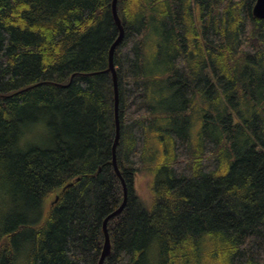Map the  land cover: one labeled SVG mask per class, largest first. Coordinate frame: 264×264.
<instances>
[{"label": "trees", "instance_id": "obj_1", "mask_svg": "<svg viewBox=\"0 0 264 264\" xmlns=\"http://www.w3.org/2000/svg\"><path fill=\"white\" fill-rule=\"evenodd\" d=\"M112 2L0 0V264H99L103 222L124 199L113 165ZM255 3L118 1L117 161L128 202L108 222L104 264H264ZM151 29L158 75L146 69ZM147 165L151 209L135 188Z\"/></svg>", "mask_w": 264, "mask_h": 264}, {"label": "water", "instance_id": "obj_2", "mask_svg": "<svg viewBox=\"0 0 264 264\" xmlns=\"http://www.w3.org/2000/svg\"><path fill=\"white\" fill-rule=\"evenodd\" d=\"M118 1L119 0H113L112 2V11L113 16L116 21V24L119 27V35L113 42L110 50H109V66L108 71L112 73L113 76V82H114V93H115V122H116V136L115 141L113 143V165L115 168L116 173L121 178L123 185H124V199L123 202L120 204V206L111 212L104 220L103 222V232L105 234V242L103 251L101 254V258L99 261V264H104L105 259L110 255L112 251V244L110 240L109 230H108V222L111 218L114 216L120 215L123 210L125 209L127 202H128V188L125 182L124 177L122 176V172L118 166L117 161V147L120 142V134H121V123H120V115H119V83H118V72H117V66L114 61V55L117 46L121 43L125 36V28L122 23V19L118 12ZM254 15L258 18H264V0H256V3L254 5L253 9Z\"/></svg>", "mask_w": 264, "mask_h": 264}, {"label": "rangeland", "instance_id": "obj_3", "mask_svg": "<svg viewBox=\"0 0 264 264\" xmlns=\"http://www.w3.org/2000/svg\"><path fill=\"white\" fill-rule=\"evenodd\" d=\"M149 39L148 37L146 38V41H147V47H146V54H147V57L148 59L145 60L146 62V69H147V74H154V75H158L160 74V67L157 66V65H154V57L152 58L153 56V53L152 51H156L155 48L153 47V42L154 41H157V39L159 38V34L154 31V29H151L149 32ZM148 39V40H147ZM150 42V43H148ZM151 50V52H150ZM155 54V52H154ZM148 61V63H147ZM162 70V69H161ZM31 138H32V142H35V143H39L40 141L43 140V137H40L39 133L37 131H32L31 132ZM155 155H157L155 153ZM157 163V162H156ZM148 165H149V162H148ZM147 165L148 169L142 171V172H139L137 175H136V178H135V188H136V191L137 193L140 195L145 207L147 209H151L152 208V204H153V192L151 190V181L153 180V175H152V172L150 171V167ZM46 208L45 211L47 210V208H50V203L47 202L46 205H45Z\"/></svg>", "mask_w": 264, "mask_h": 264}]
</instances>
